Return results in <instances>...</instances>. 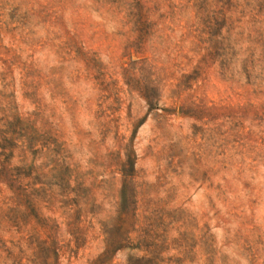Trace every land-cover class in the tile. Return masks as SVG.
I'll use <instances>...</instances> for the list:
<instances>
[{
    "label": "rangeland",
    "instance_id": "obj_1",
    "mask_svg": "<svg viewBox=\"0 0 264 264\" xmlns=\"http://www.w3.org/2000/svg\"><path fill=\"white\" fill-rule=\"evenodd\" d=\"M0 264H264V0H0Z\"/></svg>",
    "mask_w": 264,
    "mask_h": 264
}]
</instances>
